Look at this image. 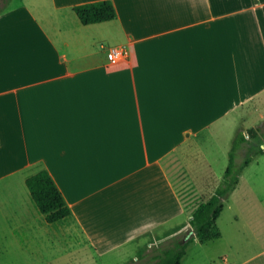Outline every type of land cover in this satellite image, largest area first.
<instances>
[{"label":"crops","instance_id":"crops-1","mask_svg":"<svg viewBox=\"0 0 264 264\" xmlns=\"http://www.w3.org/2000/svg\"><path fill=\"white\" fill-rule=\"evenodd\" d=\"M90 1L15 0L0 12V235L40 261L90 264V248L112 264L147 231L189 222L221 182L220 133L264 119V0H112L114 19L85 24L75 6ZM114 44L125 59L109 60ZM42 169L72 209L54 223L26 184ZM73 222L85 244L73 243ZM257 238L210 264H264V230ZM208 241L196 236L181 264Z\"/></svg>","mask_w":264,"mask_h":264},{"label":"rangeland","instance_id":"rangeland-1","mask_svg":"<svg viewBox=\"0 0 264 264\" xmlns=\"http://www.w3.org/2000/svg\"><path fill=\"white\" fill-rule=\"evenodd\" d=\"M14 1L15 0H9L5 8L10 6ZM25 1L29 2L30 0ZM16 2H18V0H16ZM4 3L5 0H0V9L3 7ZM114 46L119 45H108L106 46V49L108 50ZM261 123L264 124V119L257 125H260ZM242 129L247 130L244 128V125L238 123L232 125L231 134L229 131H227V133H220L219 141L223 150L216 148V152L219 157L215 156L214 158V168L219 174H221V176L224 174V171L227 167L228 154L234 139L237 133ZM261 146L264 148V143ZM247 150V146H244L237 151L236 162L238 164L243 162L245 156L248 153ZM222 152L225 153V157ZM258 198H261L264 203V151L253 156L250 164L246 166L240 174L237 187L225 200L224 208L217 220L218 227L222 234L221 237L219 239L208 241L203 245L199 244V246L196 248H190V256L188 258L189 260L186 262V264H210L211 258L217 260L219 259L218 256L220 254L225 255L227 253H232L236 256L242 255L244 253L243 251L248 249V244L253 247H259V243H261V241H258L257 231L264 230V210L260 213V210L256 204ZM74 225L76 224L73 222V232L71 234L73 243L78 244L80 243V240L84 242L82 234L78 229L75 228ZM8 229L9 226L7 222H0V231L6 232ZM191 231L194 230L191 229L190 225H188V229L184 232L187 234L183 233L177 238H181L183 239L182 242H185V239L189 235L190 238L195 235L190 234ZM164 233H166V231H162L160 228L147 231L144 235L146 237H144L143 244L141 246H139L137 249L129 246V248H127V246H125L121 248V250L112 252L109 254L111 256L109 261H113L112 264H160L158 255L160 248L173 243V239L170 237L161 238ZM6 236L7 237L0 235V264H6V261H9V264H37V262H40L41 264L65 263H61V260L66 253H61L60 257L56 258L49 256L48 254L50 253H45L47 254L45 255V260L40 261L36 258V256L41 257L39 253L20 251L17 249L18 247L16 237H12L11 233H7ZM24 238L27 240V238L30 237ZM28 246H33V243L29 244ZM62 252L66 251L62 250ZM53 254L54 253H52V255ZM89 255L90 264H95L96 262H93V260H95L94 258L91 261V256L95 254L90 250V248ZM43 256L44 253L42 257ZM95 257L97 256L95 255ZM122 258L124 259L122 260ZM42 259L43 258H41V260ZM63 259H66V255ZM72 262L75 263V259H72ZM98 264H100V262Z\"/></svg>","mask_w":264,"mask_h":264},{"label":"trees","instance_id":"trees-1","mask_svg":"<svg viewBox=\"0 0 264 264\" xmlns=\"http://www.w3.org/2000/svg\"><path fill=\"white\" fill-rule=\"evenodd\" d=\"M8 1L5 0L0 12L5 8ZM75 11L80 20L85 24L112 20L117 15L112 0H96L80 3L75 6ZM263 143V123L252 126L246 131L242 129L237 133L228 154L227 167L215 191L207 199L201 201L193 211L189 222L175 226L173 229L166 231L161 237H170L173 239V243L160 248V252L158 253L160 264H181L187 252V247L195 236L199 237L202 241H208L221 235L217 220L222 213L225 200L237 187L240 174L250 164L253 156L264 151V148L261 146ZM244 146H247L248 153L243 162L238 164L236 162V154ZM26 184L37 207L45 214L48 222L54 223L72 214V209L47 169L39 170L28 176ZM188 225L195 231V235L189 240L182 242L183 239L177 238L173 232H177L180 229H183L185 232L188 229Z\"/></svg>","mask_w":264,"mask_h":264},{"label":"built area","instance_id":"built-area-1","mask_svg":"<svg viewBox=\"0 0 264 264\" xmlns=\"http://www.w3.org/2000/svg\"><path fill=\"white\" fill-rule=\"evenodd\" d=\"M128 48L126 45L114 46L108 49V58L111 62H118L128 56Z\"/></svg>","mask_w":264,"mask_h":264},{"label":"water","instance_id":"water-1","mask_svg":"<svg viewBox=\"0 0 264 264\" xmlns=\"http://www.w3.org/2000/svg\"><path fill=\"white\" fill-rule=\"evenodd\" d=\"M190 234H195V231H191ZM189 236L185 239V241H187L190 238Z\"/></svg>","mask_w":264,"mask_h":264}]
</instances>
